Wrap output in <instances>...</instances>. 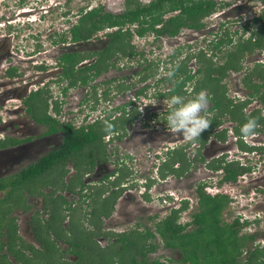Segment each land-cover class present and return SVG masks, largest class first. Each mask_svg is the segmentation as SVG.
Here are the masks:
<instances>
[{"label": "flooded vegetation", "instance_id": "obj_1", "mask_svg": "<svg viewBox=\"0 0 264 264\" xmlns=\"http://www.w3.org/2000/svg\"><path fill=\"white\" fill-rule=\"evenodd\" d=\"M23 1L19 0V3ZM11 26L9 24L7 28ZM182 31L175 36L151 33L153 38L148 42L147 53L144 50L145 53L142 51L143 54L133 56L114 55L111 57L114 66L96 75L93 70L84 71L88 74L86 81L79 79L68 89H65L68 80L61 79L64 78L62 54L77 53L83 59L76 67L87 66L96 60L93 52L109 43L107 34L104 36L107 42L100 48H93V44L89 47V40L97 36L86 41H71L70 37L64 42L60 38L53 39L54 44L63 46L59 54L44 48L38 34L29 35L33 40L30 51L14 54L18 51L15 50L18 42L13 43L14 36L0 35V264H9L8 261L26 264L8 247L11 232L16 234L12 248L25 257H32L37 250L46 251L44 242L49 239L65 260L75 262L77 251L89 249L75 236L77 229L82 228L89 232L96 251L111 244L120 249L117 242L120 233L149 231L153 236L148 244L154 243L155 248L147 255L154 257L162 249L175 254L178 249L164 246L158 227L173 215L177 216L178 224H186L198 205L200 187L210 195L226 193L222 186L233 184L224 179V166L230 161L248 167L237 180L249 176L251 182L259 186L255 191L264 193V46L252 52L246 50L237 59L233 57V66L225 68L224 73L214 72L212 84L217 92L206 86L204 73L199 70L203 63L198 56L204 61L212 60L213 56L226 50H235L247 39L233 44L229 36L232 41H225L220 49L222 52L211 48L209 45L213 41H210L211 55L207 54V49H201L199 53H188L179 59L177 55L183 54V47L178 46L176 51L168 52L166 58H155L157 49L159 52L165 46L172 49ZM82 44L85 47L75 46ZM226 46L228 49H224ZM51 55L54 62L47 59ZM192 58L198 63L195 71L188 62ZM222 58L223 61L218 63L212 60L216 68L226 63V57ZM13 59H19L20 68L12 64ZM123 60L126 63L119 65ZM177 65L182 68L186 65V70H177ZM174 67L177 69L170 80L166 73ZM189 74L193 76L191 80L187 78ZM197 75L203 76L196 78ZM61 82L66 85L56 94L55 84ZM43 88L49 90L47 112L52 117L46 121L36 119L31 109L34 95L38 99ZM170 89L187 98L204 90L210 97L206 113L210 119L219 116V107L213 106L220 100L218 93L223 91L232 112L257 118L255 134L251 137L241 135L240 128L245 122L225 113L206 141L186 142L181 134L167 127ZM105 120L113 125V129L102 134L101 151L95 152V156L83 150L79 157L75 154L60 163L52 161V156H59L57 150L64 148L66 126L72 131L82 128L88 131L96 122L104 126ZM210 140L216 142L212 141L211 148L205 151ZM176 150L183 153L184 159L171 163ZM46 156L48 161L45 162ZM35 163H40L39 178L17 182L16 175ZM189 190L195 194L194 206L191 204L194 194ZM185 201L187 206L183 208ZM152 207L162 209L164 214L158 210L144 217L136 216L138 210L150 211ZM191 208L189 218L183 221L182 215ZM258 217L262 216L257 214L255 220ZM130 219L129 229L115 230L120 223ZM140 221L153 222V228L148 224L143 226ZM156 235L160 237L159 244L155 241ZM98 239H103L104 245ZM3 255L6 256L4 262L1 261ZM114 264H117L116 260Z\"/></svg>", "mask_w": 264, "mask_h": 264}, {"label": "trees", "instance_id": "obj_2", "mask_svg": "<svg viewBox=\"0 0 264 264\" xmlns=\"http://www.w3.org/2000/svg\"><path fill=\"white\" fill-rule=\"evenodd\" d=\"M260 1L264 3V0ZM224 5L223 2L218 0H149L147 3H143L140 0H125V9L121 13L104 11L101 4L98 7L91 8L82 14L78 22L68 29L71 41H86L94 37L99 30L111 28L112 30L107 32L110 38L109 43L102 49L94 51L92 55H96V60L82 68H77L76 65L83 59V56L72 52L62 54V75L64 78L61 79L68 80V86L65 89H68L69 86H74L79 79L86 81L88 74L85 75L84 71L93 70V75H96L107 67L114 66L111 61V57L114 55L133 56L138 53L143 54L142 51L137 52L134 44L131 43L134 35L143 37L148 33H155L156 35L175 36L181 32L182 28L200 29L204 26L203 19L212 15ZM83 10V8L79 9L80 14L83 13ZM254 20L260 21V26L253 31V35L256 36L255 39L252 35L246 42L239 43L235 50H226L222 54V56L226 57L224 65L220 64L216 68L212 60L205 59L206 61H204L200 55L198 56V60H201V63L204 64L199 70L204 73L206 86H210L213 91L215 89L218 92L217 88H214L212 84L215 80L214 72L224 73L225 68L233 66V60L237 59L239 54H243L246 50L252 52L255 48L264 46V7L261 15ZM224 34L225 36H222L220 40L212 42L213 49L219 51L226 40L231 43V37H229L227 32ZM66 40L67 37L61 34L60 41L64 42ZM183 66L184 68L180 65L176 69L183 72V70H186V65ZM12 73L14 72L12 71ZM192 77L189 74L187 78L191 80ZM48 91L43 88L40 90L38 99L36 95L33 97L31 109L38 120L46 121L47 119H52L47 112ZM218 96L220 100L216 101L213 107H219V116L212 118L209 128L200 135L202 142L206 141L212 128L222 122L221 117L225 113L232 115V118L241 122H246L245 120L248 119V116L245 117L238 111H231L223 91L219 92ZM36 101L39 107H37ZM55 110L57 111V105ZM104 128L105 125L103 126L98 122L90 125L88 131L84 128L72 131L71 127L66 126L64 148L57 150L59 156H52V161L60 163L65 161L66 157L69 159L70 155L77 154L78 156L79 152L83 150L90 151L95 156V152L101 151V138L102 134L105 133ZM183 159V153L180 150H176L171 158V163ZM43 161H48V156ZM39 167L40 163H35L21 170L15 177L17 182H21L23 179L26 181L39 178L41 174ZM224 170V179L228 182H234L239 175L248 170V167L246 165L242 166L238 162L230 161L225 164ZM13 180L16 183L15 179ZM19 189L22 188L20 187ZM230 200L229 195L226 193L210 195L203 187H200L198 189V205L191 213L190 220L186 224H178L176 222L177 216H169L158 227V231L164 246L171 249L177 248L180 256L175 259L168 258V262L172 264H264V244H259V242L256 243L252 250L247 251L244 260L240 258L247 242L255 241L256 235L253 233L238 234L242 226H247L251 223L248 219L241 222L240 217L236 216L231 222L223 220L222 211L228 206ZM186 206L187 202L185 201L183 208ZM258 221L256 219L253 222ZM1 226L0 224V228ZM188 226H190V229L187 230ZM10 234L8 247L18 260L24 261L26 264H114L115 260L117 264H168L165 260H160L159 258L150 259L147 255V252L155 248L154 243L150 242L148 244L149 239L153 236L149 231L143 233L134 231L120 233L117 241L121 246L120 249L111 244L112 248L109 245L107 248H98L96 251L93 250L94 243L89 237V232L83 228L77 229L75 236L79 237L81 244H84L89 249L88 251H77L78 259L75 262L65 260L63 254L59 253L55 247V243L49 239L44 242L46 251L37 250L33 252L32 257L17 254L12 248L14 247L12 244L16 234L15 232ZM78 244L76 243L77 246ZM5 257V255L1 256L2 262L5 261ZM8 263L11 264L9 261Z\"/></svg>", "mask_w": 264, "mask_h": 264}, {"label": "rangeland", "instance_id": "obj_3", "mask_svg": "<svg viewBox=\"0 0 264 264\" xmlns=\"http://www.w3.org/2000/svg\"><path fill=\"white\" fill-rule=\"evenodd\" d=\"M140 1L143 3L149 2V0ZM218 1L223 2L225 5L219 8L212 15L203 19V28L197 31L191 29H182V34H180L178 36V39L173 42L172 46L174 48L172 47V49H170L168 46H165V43H161V46H165L163 48L167 47L168 49H164L163 51L162 48V51L160 52L157 49L156 54L158 55L157 57L155 56V58H166V54L174 50L176 51L175 48L178 46L183 47V54L177 55L179 59L183 58L188 53H199L201 49H207V54L211 55L212 52L208 50V45L211 44L210 41H215L221 38L222 36H225L224 32H227V34L232 37L233 44H235V42L239 40H246L248 37H250L252 31L260 26V21L253 20L254 18L259 17L263 10L264 3H262L260 0ZM99 4L103 6L104 11H109L113 13H121L125 9V0H24L23 3H19V0H0V35L9 34L14 36L13 43L15 44L18 42V44L15 45V50L18 51H14V54H21L24 50L30 51L33 48V46L31 45V43H33V40L30 39V34H38V38L43 41L42 46L44 48L49 50L52 54H57L56 52H58L59 54L61 52V49H63V46H60L59 44H54L52 40L60 38L61 34L66 36L68 39L70 37L68 29L73 24L78 22V19L82 14H84L91 8L98 7ZM81 8H83L84 10L82 11L83 13L80 14L79 9ZM9 24H11L13 27L11 26L10 28H7ZM222 24L224 26L218 29L219 26H221ZM224 29L226 31H224ZM111 30V28L99 30L95 34L97 38L89 40L91 42L89 43V47L91 44H93V48L102 47L103 44L107 42L104 36H106L107 32H110ZM152 35L153 34L148 33L143 38L133 36L131 43L134 44L135 50L137 52L143 51L144 53L146 51L147 53V49L149 47L148 42H150L149 40L153 38ZM144 43L145 45H143ZM19 44H24L25 46H19ZM58 45L60 48L58 47ZM78 45L75 46H77V48L85 47V44H82L80 46ZM209 46L212 48V45ZM58 48L60 49L59 51ZM224 49H228L227 46ZM25 56L26 55H23V57ZM148 56L151 58L153 57L152 55ZM47 59L49 60V62H54L55 60L54 56L52 55L50 57H47ZM94 59L95 58H93V60ZM212 60L216 63H218V61H223L222 53L213 56ZM18 61L19 59H13L12 64L17 65L20 68L21 64H17ZM188 62L192 70L195 71L198 67V63L196 62V60L192 58ZM125 63L126 61L123 60L119 63V65ZM19 68L18 70H20ZM159 70L161 71L162 68L159 67ZM54 75L58 76L59 74ZM198 76L201 78L203 75H197L196 78H198ZM61 83L62 84H55V87H57L55 91L56 94H59V92L61 91V86L64 87L66 85V82ZM259 168H261V166H259ZM222 187L223 190H227L229 196L234 199L232 202L234 204L230 203V205H228L222 211L221 216L224 221L231 222L236 216H243L241 219L248 218L250 220H254L253 218L257 216V214H260L262 216L258 217V222L250 223L247 226H242L239 230V235L245 233H253L256 235L255 241L247 242L245 250L240 256V258L244 260L247 255V251L252 250L257 242H259V244L264 243V205L262 204V201L264 200V193L260 191H255V187L259 186L253 184L249 176H244L240 178L234 185L227 184ZM189 192H191L190 194H194L193 190H189ZM191 198V204L192 206H194L195 194ZM140 203L145 204L143 202ZM158 210L160 209H157V207H152L150 211L138 210L136 212V216L144 217L147 216L150 212L152 213ZM192 210L193 208L187 210L186 213L182 215L183 221L189 218V215ZM160 214H164L162 209L160 210ZM123 220L124 219H122L121 222ZM140 222L143 226H146L148 224L150 228H153V222ZM131 225L132 223L130 219L124 221L123 223H120V225L117 226L115 230L119 231L125 228L129 229ZM98 240L102 245H104L103 239ZM155 241L159 244L160 237L158 235H156ZM60 247L63 248L64 246L61 245ZM149 255L148 256L150 258H159L160 260H166V262H168V258H178L180 256V253L179 251H176L175 254H173L172 252H165V249H162L159 253H156L154 257L151 256V254ZM72 260H74V258H72ZM168 264L172 263L168 262Z\"/></svg>", "mask_w": 264, "mask_h": 264}, {"label": "clouds", "instance_id": "obj_4", "mask_svg": "<svg viewBox=\"0 0 264 264\" xmlns=\"http://www.w3.org/2000/svg\"><path fill=\"white\" fill-rule=\"evenodd\" d=\"M253 31L250 36L253 35ZM134 36L143 38L146 35L143 37H140L138 35H134ZM253 36L256 37L255 35ZM176 67H178V65ZM175 70L176 68L174 67L166 73L167 77L170 80L174 77ZM170 92H172V94L169 96L167 100V115H166L167 127L172 132L181 134L186 142L194 143L198 141L200 139L201 133L204 130L208 129L210 123L212 122L210 117L206 115L208 111L210 97L207 95V93L204 90L197 92L191 98H187L183 95H180L172 89H170ZM155 103L156 101L153 102V104ZM104 125H105L104 131L106 133H110L113 129V125L107 120L104 121ZM257 127H258L257 118L249 117L240 128L241 135L246 137H251L255 134V130L257 129ZM230 183H233L230 185L236 184L234 182H230ZM226 194L228 193L226 192ZM230 199L231 200L229 201L228 205H230V203L234 200L232 197H230ZM242 217L243 216L240 217L241 222H243L245 219H248V218L241 219ZM253 219L255 220V218ZM254 220H250L251 223H254L253 222Z\"/></svg>", "mask_w": 264, "mask_h": 264}, {"label": "water", "instance_id": "obj_5", "mask_svg": "<svg viewBox=\"0 0 264 264\" xmlns=\"http://www.w3.org/2000/svg\"><path fill=\"white\" fill-rule=\"evenodd\" d=\"M216 142V141H214V140H210L207 144H206V146H205V151L208 149V148H211V146H212V144H213V142ZM221 151V150H220ZM219 152V151H218Z\"/></svg>", "mask_w": 264, "mask_h": 264}, {"label": "built area", "instance_id": "obj_6", "mask_svg": "<svg viewBox=\"0 0 264 264\" xmlns=\"http://www.w3.org/2000/svg\"><path fill=\"white\" fill-rule=\"evenodd\" d=\"M232 202H233V201H232ZM232 202H231V203H232ZM232 204H234V203H232Z\"/></svg>", "mask_w": 264, "mask_h": 264}]
</instances>
